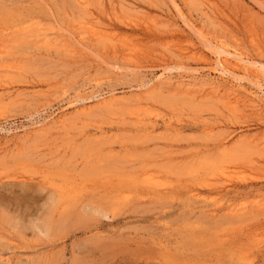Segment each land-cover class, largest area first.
<instances>
[{
    "label": "rangeland",
    "instance_id": "1",
    "mask_svg": "<svg viewBox=\"0 0 264 264\" xmlns=\"http://www.w3.org/2000/svg\"><path fill=\"white\" fill-rule=\"evenodd\" d=\"M263 31L264 0H0V264H264V104L225 98Z\"/></svg>",
    "mask_w": 264,
    "mask_h": 264
},
{
    "label": "bare ground",
    "instance_id": "2",
    "mask_svg": "<svg viewBox=\"0 0 264 264\" xmlns=\"http://www.w3.org/2000/svg\"><path fill=\"white\" fill-rule=\"evenodd\" d=\"M83 4V3H82ZM216 8H218V7H216ZM220 11H221V9H220ZM219 11V12H220ZM218 12V13H219ZM224 12V11H223ZM223 14V13H222ZM225 16H226V14H225ZM224 16V17H225ZM223 17V16H222ZM155 18V17H154ZM229 19V18H228ZM183 20H184V23L187 25V24H192L191 22H190V20H187L186 18L184 19L183 18ZM230 21V20H229ZM154 22H157V21H154ZM245 25V24H244ZM190 27L191 26H189V29H190ZM247 27V26H246ZM250 27V26H249ZM193 27H191V29H192ZM190 29V30H191ZM248 29H252V28H248ZM255 29V28H254ZM254 29H253V31H254ZM84 30L86 31L85 32V34H87V36L88 37H92L93 38V41H94V39H97V38H99V36H101V37H104L105 36V32L103 33L102 32V30L100 29V28H96L95 26H92V25H90V27L88 26V27H84ZM195 30V29H194ZM227 30V29H226ZM39 31V30H38ZM174 31V30H173ZM30 32V31H29ZM35 32V31H34ZM258 32V31H257ZM264 32V31H263ZM25 33V32H24ZM31 33V32H30ZM56 32H51V31H49V30H47V31H42L41 32V38L43 37L44 38V41L45 42H48L49 44L51 43V42H55V40H53L52 41V38H55L54 37V34H55ZM183 33V32H182ZM28 34V33H27ZM32 34V33H31ZM229 34V33H228ZM58 35V34H57ZM81 35V34H80ZM201 35V34H200ZM236 35V34H235ZM248 35V34H247ZM198 36H199V34H198ZM39 37V36H38ZM80 37V36H79ZM24 38V37H23ZM105 38V37H104ZM106 38H107V36H106ZM256 38V37H255ZM56 40H58V42H59V44H61L62 46H68V42H70V41H68V42H63L64 41V39H61L60 38V35L59 36H57L56 38H55ZM68 39V38H67ZM83 39V38H82ZM205 39H206V37H205ZM234 39H236V38H234ZM78 40V39H77ZM80 40V39H79ZM131 40V39H130ZM256 40H257V38H256ZM7 41V40H6ZM235 41H237V40H235ZM259 41V40H258ZM15 42V41H14ZM202 42V41H201ZM253 42V41H252ZM251 42V45L252 46H258V43H254L255 45H253V43ZM76 43V42H75ZM80 43H82V42H80ZM261 42H259V44H260ZM53 44V43H52ZM136 44V43H135ZM55 45V44H54ZM83 45V44H82ZM81 45V46H82ZM204 45V44H203ZM261 45V44H260ZM73 46V45H72ZM124 46V45H123ZM134 45H132L131 44V47H133ZM169 46V45H168ZM206 46V45H205ZM204 46V47H205ZM217 46V45H216ZM252 46H251V48H252ZM57 47V46H56ZM78 47V46H77ZM77 47H75V49L77 48ZM125 47H127V46H125ZM144 47V46H143ZM180 47V46H179ZM194 47V46H193ZM209 47V46H208ZM230 47V46H229ZM243 47V46H242ZM261 47H263V45L261 46ZM66 48V47H65ZM68 48H71V47H68ZM79 48V47H78ZM77 48V49H78ZM112 48V47H111ZM135 48V47H134ZM145 48V47H144ZM172 48H173V46H172ZM187 48V47H186ZM217 48V47H216ZM246 48V47H245ZM259 48V47H258ZM3 49V48H2ZM1 49V50H2ZM74 49V48H73ZM75 49H74V51H75ZM76 49V50H77ZM82 49H83V47H82ZM127 49V48H126ZM133 49V48H132ZM187 49H189V48H187ZM260 49V48H259ZM79 50H81V49H79ZM118 50V49H117ZM135 50V49H134ZM142 50V49H141ZM175 50V49H174ZM180 50H182V49H180ZM66 51H68V50H66ZM137 51V50H136ZM139 51V50H138ZM183 52L185 51V50H182ZM186 51H188V50H186ZM195 51V50H194ZM211 51H213V50H211ZM253 51V50H252ZM259 51V50H258ZM116 52V51H115ZM124 52V51H123ZM126 52H128L127 50H126ZM191 52H193L192 50H191ZM261 52V51H260ZM69 53V52H68ZM71 53H72V51H71ZM74 53V52H73ZM194 54H196V53H193V55ZM199 54H200V52H199ZM263 53H261V55H262ZM76 55V54H75ZM138 55H140V54H138ZM148 56V55H147ZM213 56H214V59L212 60L211 58H208L207 56H205V55H202L201 54V60L209 67V69H210V71L211 72H213V73H215V74H218L220 77H224V76H227V77H230L231 76V78L233 77V79H236L235 81L236 82H238V81H241L242 79H240L239 78V75L240 74H246V75H249V76H252V79L253 78H255V79H260L261 78V70L259 71L258 69H257V61H253L252 59H251V57L250 56H248L247 54H245V53H243V52H239V51H237V49L235 48L234 50H229L227 47H225L224 45H221V46H219L218 47V49H215L214 51H213ZM200 59V58H199ZM264 59V58H263ZM8 61V60H7ZM201 61V62H202ZM259 61V60H258ZM264 61V60H263ZM261 62V61H260ZM136 64V63H135ZM259 64V66H261V69L263 68V70H264V64L263 63H258ZM259 66H258V68H259ZM164 67H166V66H164ZM166 69V68H165ZM168 69V68H167ZM166 69V70H167ZM166 70H164L163 69V71H165L166 72ZM170 71V70H169ZM165 74V73H164ZM197 74H199V73H195V74H193L191 77H188V78H186L187 79V81H183V79H185V78H182V80L178 83V85H179V87H181L182 89L184 88V89H187V90H189V88H194V87H196V86H198V85H203L204 87H206L205 88V92H207V95H210V94H213V95H215V94H217L216 92L218 91V88H219V86L217 85V83H216V81L214 82V81H206V82H204L203 83V81L202 82H200L199 83V81L197 82L196 81V76H197ZM160 76V78H163V77H165V75H163V76H161V74H159ZM178 75V74H177ZM185 75V74H184ZM263 75V74H262ZM243 76V75H242ZM248 76V77H249ZM243 77H246V76H243ZM169 78V77H168ZM262 79H264V78H262ZM164 80H166V79H164ZM180 80V79H179ZM256 81V80H255ZM254 81V82H255ZM172 82V81H171ZM260 82V81H259ZM156 83V82H155ZM253 84V83H252ZM255 84H257L256 85V91H253V92H245V95H243L244 96V99H241L239 96V93H241L240 92V90H239V88L237 87V89H232L231 88V90H232V92L231 93H229L228 92V94L227 93H225V94H227L228 96H224L225 98H228V100H226L224 97H222V94H224V93H222L221 94V92H218V98H220V96L222 97V98H224V100H226L227 101V105H231V106H235L236 107V105L237 104H242V103H239V102H242L243 101V104L245 105V103L244 102H246L247 103V100H246V98H248V101H252L253 102V104L251 105L252 107L254 106V103L255 104H257L258 106L259 105H263L264 104V84H259L258 82H256ZM151 85V84H150ZM224 86V85H223ZM223 86H222V88H223ZM236 86V85H235ZM151 87V86H150ZM178 87V88H179ZM226 88V87H225ZM200 90H202L201 88H199ZM191 90V89H190ZM195 90V89H194ZM220 90V89H219ZM222 90V89H221ZM185 91V90H184ZM186 92V91H185ZM198 92V91H197ZM196 92V93H197ZM201 92V91H200ZM203 92V91H202ZM98 93V92H97ZM109 93V92H108ZM236 93V94H235ZM114 94V93H113ZM221 94V95H220ZM93 95V94H92ZM98 96V95H97ZM108 96V95H107ZM233 96V97H232ZM80 97V96H79ZM99 97V96H98ZM81 98V97H80ZM104 97H101L100 99V102L101 101H104V104H107V105H112L113 103H114V99L113 98H111V99H109V100H106L105 101V99H103ZM106 98H109V97H106ZM221 99V98H220ZM83 100H85V99H82V101ZM223 100V99H222ZM77 101V100H76ZM94 102H96V101H94ZM99 102V101H98ZM226 103V102H225ZM82 104V103H81ZM251 104V103H250ZM85 105V104H84ZM101 106H103V105H101ZM239 106V105H238ZM246 107H248L249 105H245ZM87 107H89V105L87 106ZM230 107V106H229ZM240 107V106H239ZM241 109V108H240ZM75 110V109H74ZM132 110V109H131ZM85 111V110H84ZM230 111V110H229ZM257 111V110H256ZM236 111H234L233 113H235ZM238 113V112H237ZM241 113V112H240ZM242 113H244V112H242ZM244 114H246V113H244ZM236 115V114H235ZM244 116H246V115H244ZM65 118V117H64ZM61 120H63V119H61ZM58 121V120H57ZM78 121V120H77ZM60 122V121H59ZM60 124H62V122L60 123ZM245 134V133H244ZM244 136V135H243ZM252 136V135H251ZM263 138V137H262ZM238 140V139H237ZM236 211H238L237 209H236Z\"/></svg>",
    "mask_w": 264,
    "mask_h": 264
}]
</instances>
